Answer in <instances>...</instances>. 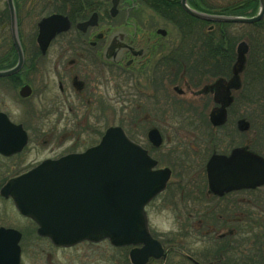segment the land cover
<instances>
[{"label":"flooded vegetation","instance_id":"1","mask_svg":"<svg viewBox=\"0 0 264 264\" xmlns=\"http://www.w3.org/2000/svg\"><path fill=\"white\" fill-rule=\"evenodd\" d=\"M11 1L20 53L7 0H0V72L20 58L21 64L0 75V148L7 121L20 126L25 144L0 152V229L19 234L17 264H103V243L111 264H132V245L113 246L107 239L55 245L2 193L8 180L42 162L96 145L111 126L145 149L155 168L169 170L164 189L144 208L164 256L144 264H264V183L247 187L232 180L233 169L209 183L206 169L213 154L229 155L235 148L264 158V127L247 117V101L254 103L262 91L252 90L254 81L244 75L250 49L245 31L182 28L183 12L195 17L181 0ZM192 1L186 3L196 9ZM166 6L181 11L173 15ZM51 15L65 17L69 27L42 50L39 22ZM263 51L252 49L257 65ZM124 110L127 127L118 120ZM153 129L159 145L148 138ZM165 194L176 221L162 235L151 230L148 213Z\"/></svg>","mask_w":264,"mask_h":264},{"label":"water","instance_id":"2","mask_svg":"<svg viewBox=\"0 0 264 264\" xmlns=\"http://www.w3.org/2000/svg\"><path fill=\"white\" fill-rule=\"evenodd\" d=\"M7 3L11 34L20 53L12 1ZM181 5L191 16L210 22L253 23L264 15V0H258V10L250 17L200 12L190 8L186 0H181ZM68 27L67 19L59 15L42 19L37 37L42 50L57 31ZM242 62L241 58L236 62L234 71L241 68ZM20 64L21 58L14 68L1 71L0 75L15 71ZM6 125V142L0 152L10 154L22 148L25 134L20 126L8 121ZM148 138L154 145L161 141L154 129L149 131ZM155 166L156 161L130 140L121 127L111 126L96 145L78 154L42 162L8 180L2 193L11 197L21 214L35 220L38 233L49 237L55 245L107 239L113 246H135L129 251V259L132 264H144L149 257L164 256L160 243L148 231L144 210L169 178L167 168ZM206 169L209 183L216 176L224 178L232 169L237 174L232 180L245 181L247 187L264 183V158L242 148L233 149L229 155L213 154ZM221 187L220 190L228 189ZM18 238L14 230L0 229V264L18 263Z\"/></svg>","mask_w":264,"mask_h":264},{"label":"rangeland","instance_id":"3","mask_svg":"<svg viewBox=\"0 0 264 264\" xmlns=\"http://www.w3.org/2000/svg\"><path fill=\"white\" fill-rule=\"evenodd\" d=\"M241 0H216V4L219 3L217 6H227L229 5V3H234V2H239ZM205 27H208L207 25ZM229 28L234 29V31H236L237 33H239V31L237 29L240 28H246V29H252L248 32H246V34H248L249 32L254 34L257 30V28H251L249 26H244V25H238L235 24L233 26H228ZM242 33V32H240ZM261 34V33H260ZM249 35V34H248ZM256 36V40H260L263 45H264V37L259 38L257 35ZM251 37H254L251 36ZM251 38H247L246 43L249 45L248 40L251 42L250 40ZM254 55L255 53H252V49H249L248 52V58H247V64H246V69H244V75L247 77L248 82L250 81H254L253 84H250V88L253 90V88H255L254 91H256L258 89V87H260L261 91H262V96L261 98L257 97L254 95L255 97V102L254 103H250L248 104L247 101V117L250 120L251 124L253 126H261L263 125L264 127V83H262L263 81H261V78H264V51L262 52V63L261 65H257L254 59ZM256 72H258L256 74ZM249 79H251L249 81ZM257 84V85H256ZM172 101H168L167 104H171ZM260 109L261 113H257L255 112V110ZM250 111H253L252 113H250ZM169 116V115H168ZM170 117V116H169ZM235 116H230L228 119V124L231 125V122L233 124ZM111 116L108 115L107 117V121L111 122ZM127 115H126V111L124 110L123 113H120V116L118 118L119 122H122L126 127H127ZM177 121L179 122L180 119H177ZM177 121H175V123H177ZM185 123H188V120L184 121ZM205 123V122H204ZM203 123V124H204ZM179 124V123H177ZM207 124V122H206ZM166 145V144H164ZM264 152V151H263ZM203 156H201L202 158ZM164 163V162H161ZM169 195L166 196V194L163 196V198L159 200H157L153 205H154V209H156V211L154 210L153 212H149L148 213V220H149V225L150 228L153 232L157 233V234H165L167 232H171L174 230L175 228V221L176 218L174 216V214L170 211L169 207H166L167 202L166 199L168 198ZM170 198V197H169ZM170 199H173V197H171ZM177 199V197H176ZM159 206V207H158ZM183 217H185V213H183ZM182 220H184V218H182ZM190 237H195V236H190ZM192 244H187V246H191ZM103 264H111V262L109 261V254L111 253V250H107L108 245H106L105 243H103ZM58 257H62V255H58ZM169 261L173 262L174 256L169 257L168 259Z\"/></svg>","mask_w":264,"mask_h":264},{"label":"trees","instance_id":"4","mask_svg":"<svg viewBox=\"0 0 264 264\" xmlns=\"http://www.w3.org/2000/svg\"><path fill=\"white\" fill-rule=\"evenodd\" d=\"M216 0H193V4L197 10H201L207 13H214V14H224V15H239V16H251L254 15L258 9V1L257 0H241L239 2H232L229 3L227 6H217L219 3L216 4ZM166 11L171 12L173 15L178 14L181 10L176 8L175 6H166ZM181 23L182 28H196V29H205L209 28L210 25H213L212 27L216 30H234L232 28H229L228 26H233L237 23H212V22H205L198 20L196 18L189 17L183 12V15L181 16ZM208 27H205V26ZM238 25H244L249 26L253 28H257L256 32L254 34L246 32L252 30V29H246V28H240L237 29L238 31H245L246 39L249 37L251 38V42L248 40L249 48L250 49H256L259 50L260 48L263 49V44L260 43V40H256L257 35L259 38L264 37V17L255 23L251 24H241ZM261 33V34H260ZM254 37H251L253 36ZM262 61L258 64L261 65Z\"/></svg>","mask_w":264,"mask_h":264},{"label":"bare ground","instance_id":"5","mask_svg":"<svg viewBox=\"0 0 264 264\" xmlns=\"http://www.w3.org/2000/svg\"><path fill=\"white\" fill-rule=\"evenodd\" d=\"M187 4V3H186ZM190 7V6H189ZM191 8V7H190ZM192 9H194V8H192ZM194 10H197V9H194ZM197 11H200V12H204V11H201V10H197ZM204 13H207V12H204ZM208 14H214V13H208ZM217 15H224V14H217ZM255 15V14H254ZM251 16H253V15H251ZM250 17V16H249ZM210 22V21H209ZM212 23H214V22H212Z\"/></svg>","mask_w":264,"mask_h":264}]
</instances>
